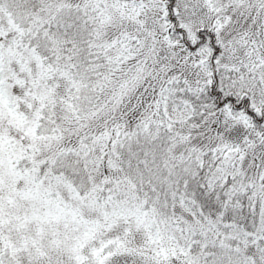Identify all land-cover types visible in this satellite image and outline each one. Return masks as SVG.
Here are the masks:
<instances>
[{"label": "snow or ice", "instance_id": "6c2138e0", "mask_svg": "<svg viewBox=\"0 0 264 264\" xmlns=\"http://www.w3.org/2000/svg\"><path fill=\"white\" fill-rule=\"evenodd\" d=\"M0 264H264V0H0Z\"/></svg>", "mask_w": 264, "mask_h": 264}]
</instances>
